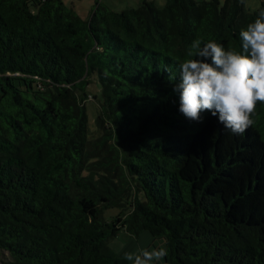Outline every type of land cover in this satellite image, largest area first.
Returning <instances> with one entry per match:
<instances>
[{
  "label": "trees",
  "instance_id": "trees-1",
  "mask_svg": "<svg viewBox=\"0 0 264 264\" xmlns=\"http://www.w3.org/2000/svg\"><path fill=\"white\" fill-rule=\"evenodd\" d=\"M261 8L141 0L82 17L0 0L2 264H129L119 231L162 240L163 264H264V103L235 135L208 111L186 119L173 92L194 40L242 51Z\"/></svg>",
  "mask_w": 264,
  "mask_h": 264
},
{
  "label": "clouds",
  "instance_id": "clouds-1",
  "mask_svg": "<svg viewBox=\"0 0 264 264\" xmlns=\"http://www.w3.org/2000/svg\"><path fill=\"white\" fill-rule=\"evenodd\" d=\"M242 51L225 48L214 40H194L188 57L179 64V112L189 121H201L208 111L235 135H243L254 123L258 103H264V8L241 29ZM171 79L176 80V76ZM132 264H150L168 255L165 247L141 248L125 253Z\"/></svg>",
  "mask_w": 264,
  "mask_h": 264
},
{
  "label": "rangeland",
  "instance_id": "rangeland-1",
  "mask_svg": "<svg viewBox=\"0 0 264 264\" xmlns=\"http://www.w3.org/2000/svg\"><path fill=\"white\" fill-rule=\"evenodd\" d=\"M66 6L73 8L82 17L89 15L91 10L96 5L106 6L116 11L128 7H137L141 0H61ZM152 1L156 6L163 7L165 0H147ZM196 2L208 1V0H195ZM224 0H220L222 4ZM261 1L263 0H244V7L248 11H255L259 8ZM99 85L92 80L88 86V94L96 95V98H89L86 101V113L88 117L89 128H93V121L96 114L97 102L100 100ZM92 95V96H93ZM117 213V209L109 208L104 211L105 219H109L111 216ZM162 240H153L152 237L146 232L141 231L139 235L134 238L127 234L125 231H119L118 234L109 240L110 248L116 253L118 258L125 259V253H137L139 249L144 248L149 251L164 247ZM129 264L131 261L126 260ZM0 264H2L0 259ZM150 264H163V258L160 261H152Z\"/></svg>",
  "mask_w": 264,
  "mask_h": 264
},
{
  "label": "crops",
  "instance_id": "crops-1",
  "mask_svg": "<svg viewBox=\"0 0 264 264\" xmlns=\"http://www.w3.org/2000/svg\"><path fill=\"white\" fill-rule=\"evenodd\" d=\"M87 17V16H86Z\"/></svg>",
  "mask_w": 264,
  "mask_h": 264
}]
</instances>
